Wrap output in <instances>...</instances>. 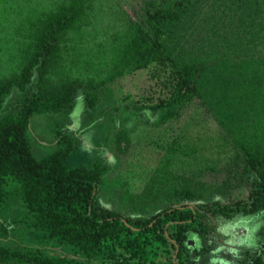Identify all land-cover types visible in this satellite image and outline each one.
<instances>
[{
    "label": "rangeland",
    "instance_id": "1",
    "mask_svg": "<svg viewBox=\"0 0 264 264\" xmlns=\"http://www.w3.org/2000/svg\"><path fill=\"white\" fill-rule=\"evenodd\" d=\"M75 1L0 0V79L22 71L37 50L43 23ZM146 1L83 0L85 12L61 35L43 75L44 91L57 103L29 119L31 148L39 158L51 154L62 146L64 129L76 141L67 164L107 165L97 197L123 215L181 204L230 207L233 212L216 215L213 234L191 240L186 264H250L256 258L264 264V210L250 207L263 181L236 142L238 137L256 145L264 134V66L259 70L264 52L248 62L249 30L223 11L212 32H202L205 45H218L220 53L237 59L232 66L255 73L231 85L223 102L232 106L228 129L193 91L181 89L166 60L135 68L138 17ZM89 93L97 96L93 106L87 104ZM62 95L65 105L59 102ZM23 96L19 90L7 96L0 119L19 112ZM153 105L158 108L152 110ZM18 187L13 177H5L0 245L79 264H116V258L88 256L36 228Z\"/></svg>",
    "mask_w": 264,
    "mask_h": 264
},
{
    "label": "trees",
    "instance_id": "2",
    "mask_svg": "<svg viewBox=\"0 0 264 264\" xmlns=\"http://www.w3.org/2000/svg\"><path fill=\"white\" fill-rule=\"evenodd\" d=\"M219 11L229 21L239 19V26L249 30L248 62L257 52H264V0H147L138 17L139 36L134 44L133 62L135 68H141L156 60H166L179 78L181 89L193 91L230 129L228 116L232 106L227 104L225 108L223 102L229 99L232 83L254 71L232 66L239 62L220 53V46L205 45L202 32H212L211 24L219 20ZM84 12L83 0H77L48 18L42 25L37 50L22 71L0 79V107L15 90L24 95L20 111L0 119V203L7 196L5 177L11 176L18 182L19 195L34 216L33 225L61 242L75 245L86 255H108L117 259L116 264H186L192 253L191 240L213 234L216 215L233 212L230 207L181 204L146 215H123L104 206L97 197V187L109 169L107 165L67 164L76 141L64 129L59 133L62 146L51 154L39 158L31 148L29 119L57 103L52 94L44 91L43 75L59 38ZM96 100L95 93L87 94L89 106ZM59 102L65 105L67 97L62 95ZM150 108L156 110L158 106ZM262 135L256 145H247L250 141L236 137L250 167L260 173L263 181L250 206L256 212L264 210ZM12 260L21 264H79L68 258L21 253L0 245V261ZM260 262L256 258L250 264Z\"/></svg>",
    "mask_w": 264,
    "mask_h": 264
}]
</instances>
